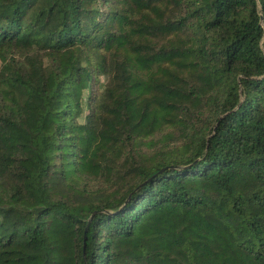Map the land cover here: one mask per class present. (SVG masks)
<instances>
[{
	"label": "trees",
	"instance_id": "obj_1",
	"mask_svg": "<svg viewBox=\"0 0 264 264\" xmlns=\"http://www.w3.org/2000/svg\"><path fill=\"white\" fill-rule=\"evenodd\" d=\"M0 264H264V0H0Z\"/></svg>",
	"mask_w": 264,
	"mask_h": 264
}]
</instances>
